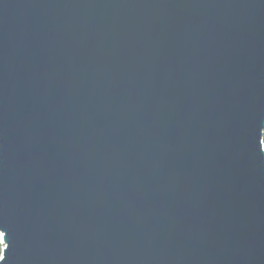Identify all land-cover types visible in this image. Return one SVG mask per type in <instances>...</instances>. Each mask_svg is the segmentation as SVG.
I'll use <instances>...</instances> for the list:
<instances>
[{
  "label": "water",
  "instance_id": "1",
  "mask_svg": "<svg viewBox=\"0 0 264 264\" xmlns=\"http://www.w3.org/2000/svg\"><path fill=\"white\" fill-rule=\"evenodd\" d=\"M264 0H0V264H264Z\"/></svg>",
  "mask_w": 264,
  "mask_h": 264
},
{
  "label": "trees",
  "instance_id": "2",
  "mask_svg": "<svg viewBox=\"0 0 264 264\" xmlns=\"http://www.w3.org/2000/svg\"><path fill=\"white\" fill-rule=\"evenodd\" d=\"M262 143H263V147H264V133H263ZM2 249H3V246L0 243V256H1Z\"/></svg>",
  "mask_w": 264,
  "mask_h": 264
},
{
  "label": "snow or ice",
  "instance_id": "3",
  "mask_svg": "<svg viewBox=\"0 0 264 264\" xmlns=\"http://www.w3.org/2000/svg\"><path fill=\"white\" fill-rule=\"evenodd\" d=\"M5 260H6V251L4 253V261H3V264H4Z\"/></svg>",
  "mask_w": 264,
  "mask_h": 264
}]
</instances>
